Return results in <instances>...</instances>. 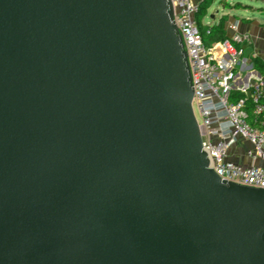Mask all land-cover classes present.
<instances>
[{
    "label": "water",
    "instance_id": "water-1",
    "mask_svg": "<svg viewBox=\"0 0 264 264\" xmlns=\"http://www.w3.org/2000/svg\"><path fill=\"white\" fill-rule=\"evenodd\" d=\"M172 0H0V264H264V189L210 167Z\"/></svg>",
    "mask_w": 264,
    "mask_h": 264
},
{
    "label": "built area",
    "instance_id": "built-area-1",
    "mask_svg": "<svg viewBox=\"0 0 264 264\" xmlns=\"http://www.w3.org/2000/svg\"><path fill=\"white\" fill-rule=\"evenodd\" d=\"M172 1L175 23L188 53L193 106L210 167L224 180L264 189V78L236 85L238 71L247 64L248 36L236 34L209 43L211 25L204 31L197 20L201 3ZM237 93L245 96L237 97ZM243 148L250 163L232 159Z\"/></svg>",
    "mask_w": 264,
    "mask_h": 264
},
{
    "label": "crops",
    "instance_id": "crops-1",
    "mask_svg": "<svg viewBox=\"0 0 264 264\" xmlns=\"http://www.w3.org/2000/svg\"><path fill=\"white\" fill-rule=\"evenodd\" d=\"M200 3L203 0H196ZM230 5H224L217 9L216 14H209L203 19V24L208 25H221V32L226 37H232L236 34L248 36V41L245 42V55L247 60L246 66L243 70L238 71L236 85H248L250 82L262 77L264 74L255 67V59H260L264 66V0H247L240 1L241 5L235 6L239 1L226 0ZM251 63L254 66H251ZM232 159L240 163H250V160L245 155L243 148L239 154H232Z\"/></svg>",
    "mask_w": 264,
    "mask_h": 264
},
{
    "label": "trees",
    "instance_id": "trees-1",
    "mask_svg": "<svg viewBox=\"0 0 264 264\" xmlns=\"http://www.w3.org/2000/svg\"><path fill=\"white\" fill-rule=\"evenodd\" d=\"M214 1L216 0H203L200 4V12L197 14V20L199 22L201 29H203L204 31H205L206 26L203 24L202 21L209 14V10L212 7ZM221 2L225 7H228L230 5L226 0H222ZM238 5H241L240 2L235 4V6H238ZM220 28H221V25H218V24L211 26V35L207 37L206 39L207 42L212 43L214 41H218V40H222L226 38V36L222 34ZM254 63H255V67L258 68L262 74H264V66L262 64V61L257 58L255 59ZM236 96L242 97V96H245V94L237 93Z\"/></svg>",
    "mask_w": 264,
    "mask_h": 264
},
{
    "label": "rangeland",
    "instance_id": "rangeland-1",
    "mask_svg": "<svg viewBox=\"0 0 264 264\" xmlns=\"http://www.w3.org/2000/svg\"><path fill=\"white\" fill-rule=\"evenodd\" d=\"M222 0H216L214 1L212 7L210 8V14H209V19H211V14H216L217 13V9H220L223 4L221 2ZM230 1H233V0H230ZM236 1H245L247 3V0H236Z\"/></svg>",
    "mask_w": 264,
    "mask_h": 264
}]
</instances>
